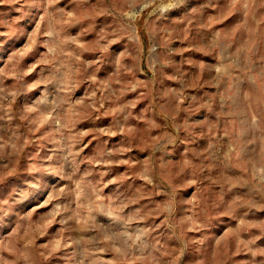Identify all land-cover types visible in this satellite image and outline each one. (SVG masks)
<instances>
[{
	"label": "rangeland",
	"instance_id": "1",
	"mask_svg": "<svg viewBox=\"0 0 264 264\" xmlns=\"http://www.w3.org/2000/svg\"><path fill=\"white\" fill-rule=\"evenodd\" d=\"M0 264H264V0H0Z\"/></svg>",
	"mask_w": 264,
	"mask_h": 264
}]
</instances>
